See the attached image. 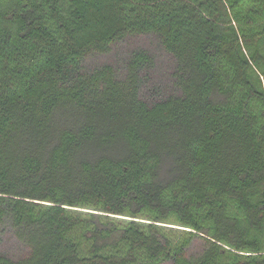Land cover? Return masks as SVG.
<instances>
[{
	"label": "trees",
	"instance_id": "trees-1",
	"mask_svg": "<svg viewBox=\"0 0 264 264\" xmlns=\"http://www.w3.org/2000/svg\"><path fill=\"white\" fill-rule=\"evenodd\" d=\"M0 22V264H264V0Z\"/></svg>",
	"mask_w": 264,
	"mask_h": 264
},
{
	"label": "rangeland",
	"instance_id": "rangeland-1",
	"mask_svg": "<svg viewBox=\"0 0 264 264\" xmlns=\"http://www.w3.org/2000/svg\"><path fill=\"white\" fill-rule=\"evenodd\" d=\"M4 3H5V0H0V6L4 5ZM44 8H45V18H46V22L49 24V26L51 28L54 29L55 28L54 25L48 19V13H46V5H45V3H44ZM3 27H4V24L0 22V48L3 45H5V46H7V49H8L7 51L13 53V52L16 51V48H15V45H14V41L11 40V39L3 40L2 37H1V35H2L1 33H2V28ZM9 29L11 31H13L12 26H9ZM220 65H222L221 62H220ZM262 87L264 88V85L263 84H262ZM254 110H256V107H254Z\"/></svg>",
	"mask_w": 264,
	"mask_h": 264
}]
</instances>
